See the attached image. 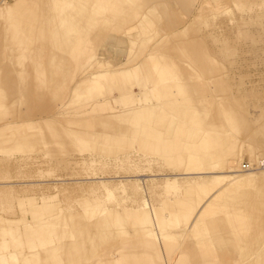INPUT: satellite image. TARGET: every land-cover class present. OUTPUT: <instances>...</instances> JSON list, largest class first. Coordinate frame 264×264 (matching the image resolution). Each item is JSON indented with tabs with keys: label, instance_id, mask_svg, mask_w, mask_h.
<instances>
[{
	"label": "rangeland",
	"instance_id": "obj_1",
	"mask_svg": "<svg viewBox=\"0 0 264 264\" xmlns=\"http://www.w3.org/2000/svg\"><path fill=\"white\" fill-rule=\"evenodd\" d=\"M28 1L0 3V45L32 12L33 54L18 56L52 63L0 79V264H197L181 252L199 240L170 223L179 203L264 157V0H120L108 22L95 13L112 0ZM225 107L247 126L230 165L203 142L230 136ZM245 247L209 264L249 263Z\"/></svg>",
	"mask_w": 264,
	"mask_h": 264
},
{
	"label": "crops",
	"instance_id": "obj_2",
	"mask_svg": "<svg viewBox=\"0 0 264 264\" xmlns=\"http://www.w3.org/2000/svg\"><path fill=\"white\" fill-rule=\"evenodd\" d=\"M30 1L32 0L28 2ZM57 1L58 4H60L59 1L61 0ZM24 2L28 10L31 6L27 5V0H24ZM89 2L91 1L84 2L82 0H74V7L84 6V4L87 5V3L89 5ZM17 5V3L13 4L7 10V14L13 17H15V15L19 16L20 8ZM64 6H68L67 0H64ZM123 9L124 7L120 0L100 2L95 17L105 16L108 22V13L119 15L124 11ZM27 13L28 12L21 16H25L28 20L32 12L30 14ZM88 22H90V20H88ZM90 23H92V21ZM90 23L88 24L91 25ZM90 29H93V27L91 26ZM31 30L30 28L29 32H31ZM27 31L28 30H21L19 28H11L9 34L10 42L7 45H0V79L36 78L39 76L46 78V73L50 71L35 70V67L38 66L34 67V64L39 62L47 63V61H35L32 57L22 58L18 56L33 54V42L32 39H30L33 36L32 34H28L29 32ZM5 55L12 63L14 62L13 67L7 64L8 60L6 61L3 57ZM51 63L47 64L51 65ZM19 64H21L20 70L17 69ZM49 68H51V66ZM159 72L160 77H163L162 72ZM169 74H172V72H169L168 75ZM171 76L174 77L173 74ZM144 85V87L147 88L149 84L146 82ZM217 126L220 129L221 124H217ZM180 134H183V132H180ZM203 142L219 144L221 143V136H218L216 139L212 136ZM196 166L201 167L200 165L198 166V164H196ZM261 180V178H257L255 181L244 184L219 187L218 190L207 196V199L203 203H200L201 196L199 194H202L201 191H195V189L188 190L191 193L186 196L189 197H186L184 201L179 203V208L176 212L180 213L181 208L184 206L183 204L187 206L188 203L196 207L195 212L191 218L186 220H183L179 214H174L170 219V223L179 220L183 225L181 224L178 233H181V236L183 233L192 236L193 239L199 240L197 241V244H199L195 247H193V245H186V247H183L184 251L181 252V255H191L192 258L195 256L192 260L197 262V264H209L210 261L213 260L221 261V255L227 256L231 253L242 254L243 247L246 246L245 248H249V251L243 255H246V259L249 263L245 260L243 264H264V181ZM141 217L142 221L139 220L140 216L138 217L139 225L137 231L140 234L143 233L142 224H149L151 230L153 228L150 222L151 219H149L146 214ZM141 222L142 224H140ZM186 237L187 236H185V238ZM68 250H70V252L74 251V249L70 247ZM142 253H147V251L144 250V252H139L138 254L142 255ZM69 256L72 258L74 255L69 254Z\"/></svg>",
	"mask_w": 264,
	"mask_h": 264
},
{
	"label": "bare ground",
	"instance_id": "obj_3",
	"mask_svg": "<svg viewBox=\"0 0 264 264\" xmlns=\"http://www.w3.org/2000/svg\"><path fill=\"white\" fill-rule=\"evenodd\" d=\"M8 1L9 0H0V3L5 4V3H8ZM19 3H20V6L25 4L24 2H19ZM21 13L25 14L26 12L22 11ZM22 17L28 22V26L30 27L31 26L30 23H33V21H34V19L32 18V15H30L28 20L26 19L25 16H22ZM63 48H66V47L63 46ZM224 118H225V121L227 123V126L230 127V129L228 130V133L230 134L229 137L230 138L232 136L235 137V142L233 140H231L233 138L230 139L229 137H225V138L221 137V156H223L225 158V160H226L225 163L230 165V162L235 163V161H237V160L238 161L243 160L242 152L244 149V144L248 141V139H245L242 137L243 139H241V141L238 142L237 136H241V134L246 130L247 126L241 122L243 120L242 117L239 116L234 111H232V109H230L229 107H225ZM231 143L232 144L235 143L234 149H233V147H231ZM235 151H237V153ZM261 151H263V148H258L257 150H255V152H253V153H256V158L259 157V154L261 153ZM263 160H264V157L261 158L260 160H259V158H257L256 162L258 164L252 165V164L248 163L249 164L248 169H244V163H245L244 162L241 166L242 169L240 168V172H239V174H244V176H242V175H241V177L240 176H232V177H229L228 180L226 178L225 181L221 183V187L222 186L227 187V186L234 185V184H244L247 182L255 181L257 178H261L262 179L261 181H264V167L262 165ZM228 169L229 170L226 173H232L230 166H228ZM221 174H223V172H221ZM206 199H207V197L202 199L200 201V203H203ZM195 210H196V207L191 206V204H187V206H184L181 209V212L179 213L180 217L183 218V220L189 219V218H191V216L193 215ZM141 257L142 256H134L133 255V256H131V258L128 259L126 256L121 255L117 259L115 256L108 255L109 264H138L141 262V259H139ZM141 264H142V262H141ZM166 264H174V263L167 262Z\"/></svg>",
	"mask_w": 264,
	"mask_h": 264
},
{
	"label": "built area",
	"instance_id": "obj_4",
	"mask_svg": "<svg viewBox=\"0 0 264 264\" xmlns=\"http://www.w3.org/2000/svg\"><path fill=\"white\" fill-rule=\"evenodd\" d=\"M263 167H264V160H263V163H262ZM249 168V164L246 162L244 163V169H248Z\"/></svg>",
	"mask_w": 264,
	"mask_h": 264
}]
</instances>
